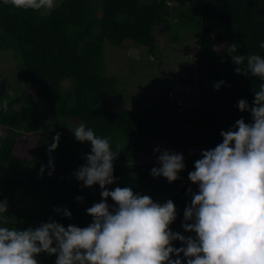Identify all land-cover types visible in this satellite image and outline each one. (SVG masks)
<instances>
[{"label": "trees", "instance_id": "trees-1", "mask_svg": "<svg viewBox=\"0 0 264 264\" xmlns=\"http://www.w3.org/2000/svg\"><path fill=\"white\" fill-rule=\"evenodd\" d=\"M156 29L167 42L188 30V39L197 44L195 68L187 73L188 80L195 78L194 103L178 105L177 80L165 78L164 97L149 107L112 110L110 97L121 96L122 80L105 71L104 45L121 49L136 44L161 66ZM232 42L239 45L236 54L264 56V0H62L48 14L0 0V53L13 52L17 81L12 86L0 81V101H8L7 110L0 109V200L7 198L9 226L23 230L51 217L64 226L83 227V200L76 197H84V191L74 172L84 162L81 148L86 153L91 146L76 141L70 128L84 122L110 138L118 151L113 162L118 179L106 187L128 186L159 203L171 199L177 218L170 229L194 235L182 228L183 210L191 202L187 189L198 191L188 178L201 154L193 152L222 142L220 131L237 119L250 122V113L239 111L237 102L246 99L251 105L253 92L264 84L235 71L228 52ZM220 80L225 84L214 89ZM56 132L60 140L51 153L54 172L49 176L46 167L38 175L41 165L48 164L47 149ZM157 146L186 159L176 181L150 175L157 166ZM94 188L93 203L100 202L101 189ZM46 196L48 210L39 214L37 202ZM107 202L114 203L111 198ZM55 207L67 208L71 218L55 213ZM37 259L55 264L56 256L41 253Z\"/></svg>", "mask_w": 264, "mask_h": 264}, {"label": "clouds", "instance_id": "clouds-1", "mask_svg": "<svg viewBox=\"0 0 264 264\" xmlns=\"http://www.w3.org/2000/svg\"><path fill=\"white\" fill-rule=\"evenodd\" d=\"M5 2L19 9L48 12L59 5V0ZM238 47L235 42L228 44L235 71L264 80V56L236 54ZM242 64L246 66L241 68ZM224 84L220 80L213 87L219 90ZM253 93L251 105L246 99L237 102L239 111L250 113V122L241 117L226 131L221 130L222 142L201 150L194 170L188 173L198 191L187 189L191 202L183 210L182 228L194 235L170 229L177 218L171 199L159 203L128 186L106 187L118 179L113 175L118 151L112 149L110 138L80 122L70 130L76 141L87 142L91 148L74 177L82 182L81 187L98 185L102 198L86 209L91 222L84 227L64 226L49 217L48 222L21 230L9 226L7 198L0 200V264H40L37 256L41 253L55 255V264H264V84ZM7 107V100L0 101V109L6 111ZM52 123L48 122L49 127ZM59 140L56 132L48 145V164L41 165L38 175L46 167L47 174H53L51 153ZM153 152L159 155L150 175L164 177L169 183L179 179L185 169L183 154L159 146ZM108 198L114 203L109 204ZM53 211L72 216L67 208ZM174 241L181 246L175 247Z\"/></svg>", "mask_w": 264, "mask_h": 264}, {"label": "rangeland", "instance_id": "rangeland-1", "mask_svg": "<svg viewBox=\"0 0 264 264\" xmlns=\"http://www.w3.org/2000/svg\"><path fill=\"white\" fill-rule=\"evenodd\" d=\"M61 1L59 0V3ZM48 13V11L43 10V14ZM157 29L154 34L161 53V66H158L155 58L149 57L147 52L136 44H124L121 49L109 44L104 45L105 71L109 75L122 80L119 89L121 96L110 97L112 110H136L149 107L152 103L164 97L165 78L177 80L175 89L177 93L174 94V98L177 100L178 105L187 106L190 103H194L193 100H195L196 96L194 89L195 78L188 80L187 73L191 68H195L194 56L197 51V44L193 39H188L189 36L186 34L188 30H184L182 38L177 37L167 42L165 36L160 34ZM170 35L173 37L175 33ZM175 39H177L178 43L175 42ZM8 42L12 44L13 40L9 39ZM12 59L13 52L0 53V81L8 86L15 85L17 82L15 81V63ZM108 63L109 66H107ZM65 84H69V81L66 80L62 83L63 88ZM67 93L70 94L69 90L64 92V95L66 96ZM54 123H56V120ZM197 149H199V152L202 150L201 147H197ZM81 151L82 156L89 153H85L83 148H81ZM94 189V185L83 187V227L91 222V216L86 213V209L93 204ZM37 204L39 206V214L47 211L48 196L39 198Z\"/></svg>", "mask_w": 264, "mask_h": 264}, {"label": "built area", "instance_id": "built-area-1", "mask_svg": "<svg viewBox=\"0 0 264 264\" xmlns=\"http://www.w3.org/2000/svg\"><path fill=\"white\" fill-rule=\"evenodd\" d=\"M193 153H195V154H196V153H199V151L195 150Z\"/></svg>", "mask_w": 264, "mask_h": 264}]
</instances>
